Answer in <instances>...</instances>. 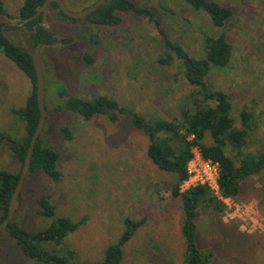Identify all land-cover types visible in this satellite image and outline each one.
<instances>
[{
	"label": "rangeland",
	"instance_id": "rangeland-1",
	"mask_svg": "<svg viewBox=\"0 0 264 264\" xmlns=\"http://www.w3.org/2000/svg\"><path fill=\"white\" fill-rule=\"evenodd\" d=\"M72 11H80L95 0H64ZM145 5L162 21L168 37L190 56L204 57V35L222 31L204 12H197L183 0H133ZM232 10L224 30L233 52L230 64L213 69L206 82L210 89L230 96L232 117L241 127V112L251 114L245 154L264 150V0H216ZM6 10L0 14L8 35L33 51L31 31L19 25L24 0H0ZM117 26L94 25L86 19H67L50 8L52 31L70 42L67 50L43 47L44 98L48 107L43 139L60 154L61 178L28 173L20 192L14 219L30 231L51 222L39 214L38 199L48 195L57 215L74 221L85 219L69 235L68 243L81 262L103 258L108 245L124 229V219L143 220V225L124 246L123 264H183L185 220L182 200L171 189L176 175L160 169L147 155L149 138L123 116L111 121L98 115L90 120L54 111L66 96L59 89L85 99L112 97L146 118H180V106L187 104L195 87L189 84L181 61L162 65L165 43L146 17L133 11H119ZM84 52L92 55L87 63ZM32 92L29 77L0 51V129L15 138L25 135V124L12 108L25 105ZM63 97V98H62ZM67 123L71 140L60 132ZM207 142H212L210 135ZM234 155L233 152H230ZM237 164L240 160L236 159ZM0 169L19 172L21 163L9 145L0 143ZM216 196L227 205L224 213L201 208L196 215L197 240L211 253V264H264V171L241 183L238 198ZM0 264H39L23 254L13 238L0 234Z\"/></svg>",
	"mask_w": 264,
	"mask_h": 264
},
{
	"label": "trees",
	"instance_id": "trees-1",
	"mask_svg": "<svg viewBox=\"0 0 264 264\" xmlns=\"http://www.w3.org/2000/svg\"><path fill=\"white\" fill-rule=\"evenodd\" d=\"M44 2L45 0H24L20 8L21 20L34 15ZM183 2L197 12L206 13L213 26L222 29L217 35H204V57L190 56L180 44L168 37L161 19L150 7L137 5L133 0H108L84 18L94 25L117 26L122 22L119 11H133L154 24L165 43L166 52L159 58L160 63L170 65L174 58H178L185 69L187 81L195 87L190 101L180 106V118L172 120L161 117L146 118L106 95L85 99L69 94L65 85L60 87L59 93L66 97L55 105L54 111L73 113L85 120L98 115L109 116L113 122L123 116L129 117L131 123L149 138L147 149L149 158L160 169L176 175L171 192L173 197L182 200L185 213L182 225L185 240L183 264H211V253L202 251L198 244L196 215L201 208L221 214L227 210V205L207 186L199 185L182 190V184L189 177L188 165L194 156V148L198 147L206 159L219 164L218 184L221 195L234 199L238 198L244 179L264 171V150L255 155L244 153L251 114L241 112V127L236 126L229 94L223 90L213 91L206 82L213 69H223L231 62L233 47L224 28L232 15V10L216 0ZM51 7L59 9L60 14L67 19H75L65 15L56 2H53ZM5 13L6 10L0 2V14ZM41 22L40 15L24 23L31 31L30 38L34 46L41 42H55L53 36L55 32L52 29L48 30ZM4 25L0 22V51L14 62L32 83V92L25 105L12 108V113L25 124V135L18 139L0 129V143L9 145L23 168L31 138L41 117L37 99V74L29 50L16 46L11 37L12 41L8 39L4 33ZM5 30L7 32L9 27ZM84 57L87 63L93 58L89 52H84ZM59 130L66 140H71L74 136L67 123L62 124ZM42 134L43 131L36 142L29 173H44L52 180L58 181L61 178V171L58 168L60 154L43 139ZM208 135L212 140L210 143L206 141ZM236 159L240 160L239 165ZM21 172L22 169L19 172L0 169V223L8 215L11 198ZM38 205L39 214L51 220L49 225L30 231L14 219L0 234L4 233L13 238L23 254L39 264H123L124 246L144 223L143 220L126 217L123 220V232L115 243L107 246L103 258L98 261L81 262L67 239L80 228L85 219L74 221L69 216L57 215L56 206L48 195H42L38 199Z\"/></svg>",
	"mask_w": 264,
	"mask_h": 264
},
{
	"label": "water",
	"instance_id": "water-1",
	"mask_svg": "<svg viewBox=\"0 0 264 264\" xmlns=\"http://www.w3.org/2000/svg\"><path fill=\"white\" fill-rule=\"evenodd\" d=\"M107 1L108 0H95L89 6H87L86 8H84L80 11H72L66 6L64 0H45L43 5L37 10V12L34 15H32L31 17L24 19L22 21L21 25H23L24 23H26L30 20H33L34 18H36L42 14V24L48 30H50L51 26H50V22L48 19V17H49L48 11H49V8L53 2H56L58 4L60 10H62L63 13L65 15H67L68 17L75 18V19H82V18H85L86 16H88L93 11H95L99 6L106 3ZM5 28H6V25L3 26L4 33L8 37V39L11 40V38L8 35V33L6 32ZM53 36L56 38H63V36L60 34H53ZM14 44L16 46H20L16 42H14ZM58 45H59L58 43H42L41 42L35 46L33 51L29 50V53L32 56L34 66L36 69V74H37V99H38V103H39V107H40V111H41V117H40L39 123L37 125V128H36L32 138H31L30 145H29L28 152H27V157H26L25 162L23 164L20 179H19V182H18V184H17V186L13 192L12 198H11V202H10V206H9V210H8V215L0 223V233L4 229L7 228V226L9 225L10 222H12L14 220L16 210L18 209L19 203H20V192H21V189H22L23 184L25 182V179H26V177L30 171V164H31V159H32V155L34 152V148H35L36 142H37L38 138L40 137V135H41V133L45 127V124H46L47 111H46V103H45V98H44L45 76H44V68H43L42 59H41V49L43 47H56Z\"/></svg>",
	"mask_w": 264,
	"mask_h": 264
},
{
	"label": "built area",
	"instance_id": "built-area-1",
	"mask_svg": "<svg viewBox=\"0 0 264 264\" xmlns=\"http://www.w3.org/2000/svg\"><path fill=\"white\" fill-rule=\"evenodd\" d=\"M189 177L182 184V190L199 185L207 186L217 194L220 191L218 178L220 175L219 164L211 159H206L198 147L194 148V156L189 162Z\"/></svg>",
	"mask_w": 264,
	"mask_h": 264
},
{
	"label": "flooded vegetation",
	"instance_id": "flooded-vegetation-1",
	"mask_svg": "<svg viewBox=\"0 0 264 264\" xmlns=\"http://www.w3.org/2000/svg\"><path fill=\"white\" fill-rule=\"evenodd\" d=\"M49 13H50V8H49V11H48V16H49ZM40 16V15H39ZM41 16H42V14H41ZM19 25H21V23H22V20H21V18L19 17ZM42 23V22H41ZM53 28V27H52ZM51 28V29H52ZM54 34H56V33H54ZM60 35H62L63 36V38H56V37H54V39H55V42L54 43H58L59 45L58 46H56V47H58V48H60V49H66L67 50V48H69V44H70V42L69 41H67V38H66V36L65 35H63V34H60ZM53 48V47H52Z\"/></svg>",
	"mask_w": 264,
	"mask_h": 264
}]
</instances>
